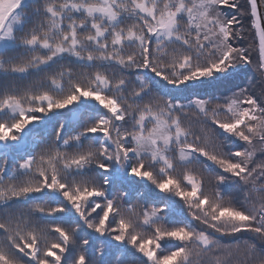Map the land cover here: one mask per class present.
<instances>
[{"label": "snow or ice", "instance_id": "1", "mask_svg": "<svg viewBox=\"0 0 264 264\" xmlns=\"http://www.w3.org/2000/svg\"><path fill=\"white\" fill-rule=\"evenodd\" d=\"M0 264H264V0H0Z\"/></svg>", "mask_w": 264, "mask_h": 264}, {"label": "trees", "instance_id": "2", "mask_svg": "<svg viewBox=\"0 0 264 264\" xmlns=\"http://www.w3.org/2000/svg\"><path fill=\"white\" fill-rule=\"evenodd\" d=\"M243 3V0H241ZM230 12L234 10H229ZM245 39L241 42V46H247L253 43V38L250 29V22L245 20ZM255 51H253V57L255 58ZM254 79H258V74L254 71V68L249 66L245 67L243 71L239 72L232 81V84H239L241 86H246L249 83L254 82ZM232 85L220 86V85H210L200 90V94L202 98H208V96H217L223 97L224 95H230V89ZM258 90V89H257ZM186 102V101H185ZM86 118V117H85ZM39 131V130H38ZM36 151L38 152L39 149L37 148ZM138 192L142 195L138 196L137 193H133L134 203H144L145 199L150 201L151 197L146 194V190L140 188ZM247 233L244 234V237H247Z\"/></svg>", "mask_w": 264, "mask_h": 264}]
</instances>
